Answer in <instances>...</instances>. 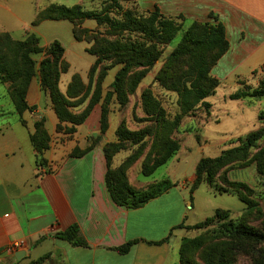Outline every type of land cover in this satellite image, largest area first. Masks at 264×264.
<instances>
[{
    "label": "crops",
    "instance_id": "crops-1",
    "mask_svg": "<svg viewBox=\"0 0 264 264\" xmlns=\"http://www.w3.org/2000/svg\"><path fill=\"white\" fill-rule=\"evenodd\" d=\"M49 1L46 6L59 0ZM64 1H68L64 5L81 4L86 9H96L101 3V0ZM135 6L141 12L159 8L165 16L181 22L184 29L195 21L222 22L229 48L213 68L214 75L222 80L249 77L264 67V0H136ZM35 18L30 26L24 27V36L31 33L39 36V25L33 24ZM89 20L95 21L86 19L84 26L95 29L97 22ZM45 21L68 22L73 34L74 25L69 20L40 23ZM0 30L17 37L4 24H0ZM73 38L71 46L85 42L83 50L87 52L89 44L76 40L74 34ZM92 56L89 67L96 58ZM68 81L61 88L63 92ZM44 99L51 102L40 88V94L32 102ZM98 112L95 109L78 126L73 138L65 139L57 131L55 111L22 116L13 113L14 120H7L6 113H0V264H179V245L188 232L186 226L208 217L198 216L201 205L197 194L201 185L190 193L186 185L177 184L139 207L115 203L106 183L108 166L103 149L106 142L95 144L80 156L70 155L75 147L83 150L89 146V137L99 133ZM41 118L45 119L51 141L43 154L47 166L38 169V151L31 135L36 130L35 122ZM172 163L169 161L166 168ZM156 180L159 179H153ZM208 190L214 192L209 186ZM72 224L79 226L87 246H77L55 236ZM19 239L27 243L25 249L19 250L25 251L21 257H17L18 251L7 250ZM129 242L133 244L128 252L117 249ZM45 254L49 256L43 262H34Z\"/></svg>",
    "mask_w": 264,
    "mask_h": 264
},
{
    "label": "rangeland",
    "instance_id": "rangeland-1",
    "mask_svg": "<svg viewBox=\"0 0 264 264\" xmlns=\"http://www.w3.org/2000/svg\"><path fill=\"white\" fill-rule=\"evenodd\" d=\"M103 1L101 0L96 9L101 8ZM1 2L3 5L0 6V24H4L12 30L13 34L17 36H13L16 39L26 38L24 27L31 25L37 14V8H40L39 11H41L50 3L49 0H1ZM54 2L64 4L68 1L59 0ZM108 2V5L111 6L110 14L119 17L118 10L112 7L114 3L110 0ZM87 8L90 7L87 5ZM123 9H131L137 14H147L135 7L132 1H125ZM94 22L89 20V23L94 24ZM38 25L40 45L47 46L54 39H58L64 43L69 51L68 56L66 52L64 56L69 67L66 72L61 73L59 87L63 89L67 80H69V85L73 80V76L75 74L79 75L83 84H76L72 95L75 96L73 99H76V96L84 95V101L71 106L70 109L73 113H82L88 106L96 88L98 74L102 66L92 76V83L88 88L91 78V66L89 67V64L93 56L83 50L85 42H79L74 47L71 46L70 43L74 38L68 22L45 21ZM98 28L111 37H116L119 33V31H113L106 25L95 27V29ZM185 30L181 27L177 36L170 43L163 46L162 55L155 65L131 69L125 83L129 97L126 105H121L115 96L108 103L105 101L107 91L113 89L112 84L120 65L110 68L101 83V100L91 111L93 113L95 109H98V113H101L102 107L106 105L107 129L103 134L99 131V133L91 135L89 137L90 144L95 145L104 141L111 143L108 148L113 154L112 167L116 168L123 165L128 183L136 190H146L152 184L163 179H169L172 182H174L173 179H177L175 183L182 186L186 185L192 193L191 188L197 178V166L202 158L217 157L223 151L240 145V138L264 127V98L248 96L241 99H231L230 97L239 89L246 90L259 86L261 81H264V67L253 71L249 77L227 81L214 75L215 63L210 73L220 81L216 92L195 105L192 102H184L182 95L185 93L186 88L192 87L194 78L191 75L194 66L192 56L186 55L177 59L166 68L165 65L170 53L177 47ZM123 35L129 36L130 33L123 32L121 36ZM132 35L135 36L136 34L133 33ZM212 55V53H209V57ZM43 56L44 53L33 55V58L37 61V68ZM106 64H108L107 61L102 63V65ZM141 70H145L144 76L137 84L132 85L133 75ZM73 72L75 73L72 75ZM18 85L19 80H3L0 76V113H6L7 120H14L13 113H19L12 98V89ZM31 85L32 89L30 88ZM30 87V91L27 92V101L29 105L34 107L22 113H54L52 103L49 100L44 99L39 103L32 102L40 94L41 86L38 71L32 77ZM190 98L192 99V96ZM152 103L155 104L152 105ZM155 105L159 107V110L156 109ZM50 106L53 110L49 112ZM100 118L99 126L101 129ZM63 125L70 126L71 124L64 123ZM121 128H128L133 131L144 130L147 131V134L143 133V138L138 142L136 140H123L118 135ZM58 133L63 135L62 139H65V137L73 138L76 134V132L66 134L63 130L58 131ZM172 141L177 144V149L172 157L153 174L148 175L146 172L147 166L160 157L166 150L168 143ZM169 161L173 163L166 168ZM201 176L203 179L206 178V172H202ZM156 178L159 180L153 181ZM212 178L213 184L203 182L198 190L197 195L200 198L201 205V208L198 209V211L200 210L198 212L199 218L211 216L216 208L229 209L230 212L226 218H215L201 228L187 230L185 237H198L203 241L202 246L185 254L186 258L197 264H209L211 252H214L218 257L219 253L229 245L230 238L220 233V229L221 224L229 221L230 218L242 219L249 225L263 228L264 137L245 156H240L229 164L216 169ZM232 182H243L253 189L254 195L252 197L258 203L257 211L246 214L244 213L246 204L236 195L231 194V192L220 193V189L231 191V184L229 183ZM208 186L213 189V193L208 190ZM185 237L182 238L179 245V264H181V246ZM257 246L262 248L263 255L264 244H258ZM230 258L232 264H258L259 262L256 257L241 250L231 251Z\"/></svg>",
    "mask_w": 264,
    "mask_h": 264
},
{
    "label": "trees",
    "instance_id": "trees-1",
    "mask_svg": "<svg viewBox=\"0 0 264 264\" xmlns=\"http://www.w3.org/2000/svg\"><path fill=\"white\" fill-rule=\"evenodd\" d=\"M108 1L104 0L100 9H86L81 4L67 6L52 3L39 11L33 21V24H39L44 20H69L73 23L75 39L86 41L89 44L86 48L87 52L96 57L90 68L91 78L88 88L91 86L92 76L102 66L90 102L85 110L79 114L73 113L70 109L71 106L78 105L84 101V95L76 96V99H73L75 96L72 95L76 84H83L79 75L75 74L73 76V80L68 85L66 92H63L59 87L61 73L66 72L69 67L64 59L66 49L63 43L55 39L47 46H42L40 45L39 36L35 33L29 34L24 39H16L9 32L0 31V76L3 80H19V85L12 89V98L19 115L22 116L23 111L34 107L29 105L27 101V92L32 77L38 71L41 89L50 97L58 118L57 131L63 130L66 134H73L77 131L78 126L83 124L91 114L93 107L101 100V83L110 68L120 65L112 84L113 89L107 91L105 101L108 103L115 96L121 105H126L129 97L125 83L131 69L155 65L162 55L163 46L170 43L182 27L181 22L175 18L165 16L159 8L146 12L147 14H137L131 9H123L125 1H132L136 5V0H110L114 3L112 7H115L120 13L119 17L112 16L110 14L111 6L108 5ZM86 19H94L99 27L106 25L113 31H119V33L116 37H111L109 34L103 33L99 28L90 29L85 27L84 21ZM123 32H129L130 35L121 36ZM133 33L136 35L133 36ZM228 48L229 42L222 22L210 24L195 21L185 30L180 42L170 53L165 65L166 68L172 62L177 61V59L186 55L192 56L194 66L191 70V75L194 78L192 87L186 88L185 93L182 95L185 103L192 102L195 105L216 92L220 81L212 76L210 71L213 64L217 63ZM39 53H44V56L39 61L37 68V61L33 58V55ZM209 53L213 55L209 57ZM105 61L108 64L102 65ZM144 74L145 70L135 73L132 85L137 84ZM190 96H192V99ZM248 96L264 98V81H261L256 88L239 89L231 94L230 97L231 99H241ZM154 104L152 103V105ZM156 109L159 110V107L156 106ZM64 123H70L71 125L64 126ZM100 123V132L103 134L107 129L106 105L102 107ZM35 128L36 130L31 135V140L38 151L37 168L42 169L47 166V160L43 154L50 147L51 136L45 128L44 118L35 122ZM143 133L147 134V131H133L128 128H121L118 131L121 139L136 140V142L143 138ZM263 137L264 127H261L240 138V145L223 151L221 155L214 158H202L197 166V178L192 185L191 192L196 190L203 182L213 184L212 177L216 169L229 164L240 156H245ZM110 145L111 143H106L103 149L108 166L106 183L115 203L128 207H139L177 184L169 179H163L152 184L146 190L134 189L127 181L123 165L116 168L112 167L113 154L108 148ZM94 146L90 144L83 150L75 147L70 155L80 156ZM176 149L177 144L174 141L168 143L164 153L151 165L147 166V174H153L160 166L165 164ZM202 172L207 174L204 179L201 176ZM229 184H231V191L220 189V193L231 192V194L236 195L246 204L244 211L246 214L257 211L258 203L252 197L254 191L251 187L243 182H232ZM223 210L225 211L222 212ZM229 212V209L217 208L213 215L186 227L187 229L201 228L215 218L228 217ZM220 233L230 238L229 245L219 253L218 257L214 252H211L209 264H232L230 252L235 250L248 252L259 260L258 264H264L262 248L257 246L258 244H264V224L263 228H257L245 223L242 219L230 218L229 221L221 224ZM55 236L77 246H87V241L80 234L77 224H72L67 229L57 232ZM132 244V242H129L117 249L126 253ZM202 244L203 241L198 237H185L181 246V264H197L186 258L185 254L192 249L199 248ZM48 256L49 254H45L34 262H43Z\"/></svg>",
    "mask_w": 264,
    "mask_h": 264
},
{
    "label": "built area",
    "instance_id": "built-area-1",
    "mask_svg": "<svg viewBox=\"0 0 264 264\" xmlns=\"http://www.w3.org/2000/svg\"><path fill=\"white\" fill-rule=\"evenodd\" d=\"M27 246V243L23 239H19L16 241H13L8 247L7 250L11 253L17 252L21 249H25ZM0 261H1V254H0Z\"/></svg>",
    "mask_w": 264,
    "mask_h": 264
},
{
    "label": "water",
    "instance_id": "water-1",
    "mask_svg": "<svg viewBox=\"0 0 264 264\" xmlns=\"http://www.w3.org/2000/svg\"><path fill=\"white\" fill-rule=\"evenodd\" d=\"M24 254H25V251H18V252L16 253L17 257H21V256L24 255Z\"/></svg>",
    "mask_w": 264,
    "mask_h": 264
}]
</instances>
